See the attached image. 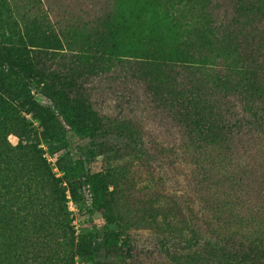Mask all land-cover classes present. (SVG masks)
I'll use <instances>...</instances> for the list:
<instances>
[{"label": "rangeland", "instance_id": "374dc122", "mask_svg": "<svg viewBox=\"0 0 264 264\" xmlns=\"http://www.w3.org/2000/svg\"><path fill=\"white\" fill-rule=\"evenodd\" d=\"M236 2L206 0L187 11L177 0H0V60L27 49L37 70L31 95L51 113L22 107L0 77V200L8 202L5 212L17 209V246L0 225V264H104L109 223L132 246V257L114 264H196L195 242L208 246L212 231L264 233L245 214L264 208V132L249 131L238 79L227 77L225 60L206 45L210 34L199 38L187 28L212 21L217 35H229L220 27ZM242 2L248 14L263 13L262 3ZM188 54L204 58L180 71L177 61ZM174 72L180 85L195 88L193 100L209 101L222 115L233 132L229 145H199L176 110L162 105L166 74L180 78ZM53 77L82 86L77 102L93 138L68 130L51 99ZM255 102L264 115V101ZM58 129L66 147L54 139ZM85 153L86 171L104 178L103 214L89 215L88 188L64 179L67 158Z\"/></svg>", "mask_w": 264, "mask_h": 264}, {"label": "trees", "instance_id": "16d2710c", "mask_svg": "<svg viewBox=\"0 0 264 264\" xmlns=\"http://www.w3.org/2000/svg\"><path fill=\"white\" fill-rule=\"evenodd\" d=\"M205 1L177 0V5L180 4L181 10L191 11L194 6H199L198 8L204 7ZM207 1L210 2L212 0ZM242 1L239 0L238 2L237 0L233 18L226 23V26L220 27L224 31L229 32V35L226 34L221 37L217 35L212 21L199 24V26L197 24L195 26L187 24V28L188 34H191L189 31L191 29L199 38L204 36V39H208L205 33L210 34L211 39H208L209 41H205V43L216 51V57H222L225 60V65L222 69L227 73V77L231 79V76H233L241 84V86L234 84V87L241 88V98L247 102L246 111L250 113L251 120L248 121L249 131L255 133L252 136L257 137V135L264 132V115L259 114L255 106V100L261 99L264 101V0H254L263 5V13L257 11L255 15L248 14L249 10ZM24 51H27V49H10L6 57L8 63L0 60L2 85L8 93H14L18 96L22 107L33 106L32 108L51 116L48 109L39 108L33 100L28 80L37 75V70L35 63ZM203 58L204 56L198 59L195 58L194 54H188L183 60L177 61L179 62L178 68L181 67L180 71L188 70L190 72L192 67H198ZM203 65H206V63H203ZM176 76L180 77L178 81L170 75L166 74L165 76L166 98L162 105L172 111L176 110L179 122L188 130L187 134L196 138L199 145H203L205 148H214L215 146L223 148L227 144L229 145L233 132L223 122L222 115L217 113L218 110H213V106L209 101L193 100L195 88L191 89L192 86L185 88V86L180 85L181 73H175ZM216 76L215 74L206 73L205 77H208L209 82L215 80L212 82L214 89L219 90L222 89L221 82ZM51 81L58 87L53 91L51 99L54 102V107L59 111V115L68 126V130L77 137L93 138L95 132L93 128L83 122L81 109L77 102L78 92L82 89V86L70 81H62L59 77H53ZM207 107H210V109ZM28 111H31V109ZM57 131L54 139L62 147H66L65 133L60 129ZM83 155V159L73 160L70 157L67 158L63 168L64 179L69 182H77L88 188L91 201L89 215L92 212L103 214L105 209L103 195L105 190L104 178L98 173L90 174L86 171L85 161L88 158V154L85 153ZM229 179L234 181L235 176L232 175ZM230 197L238 204L236 195L234 197L231 195ZM7 203L4 199L0 200V225L9 234L8 243L17 246V209L5 212L4 210L9 208L6 206ZM237 204H229L228 206L231 207L232 211L238 212V214L244 213V210L237 209ZM248 205L254 206L252 201H246L245 207H248ZM257 207V209L245 210V214L249 212L248 215L251 219L247 220L255 222L260 225L259 227H262L264 224V208ZM105 218L108 220L107 217ZM239 218H241L238 220L239 222L244 220L241 215H237V219ZM90 219L91 217H89L90 225L94 228ZM229 229L212 231V240L208 243V246H201L197 239L195 242L194 262L196 264H264V233L260 231L254 236L253 232L244 231L245 234H243L236 233L231 228ZM106 231L102 247L104 264H114V259L119 258L121 255L131 258V244L128 241H121L118 233L111 227L110 223L106 224ZM90 259L92 261L93 258Z\"/></svg>", "mask_w": 264, "mask_h": 264}]
</instances>
